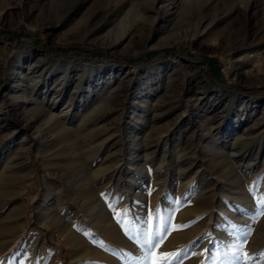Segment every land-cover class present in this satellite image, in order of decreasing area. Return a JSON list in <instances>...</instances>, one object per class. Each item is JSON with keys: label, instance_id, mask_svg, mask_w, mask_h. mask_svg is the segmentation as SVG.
<instances>
[{"label": "rangeland", "instance_id": "obj_1", "mask_svg": "<svg viewBox=\"0 0 264 264\" xmlns=\"http://www.w3.org/2000/svg\"><path fill=\"white\" fill-rule=\"evenodd\" d=\"M261 42L264 0H0V159L22 152L30 163L10 172L0 160V264H143L145 232L161 235L154 249L160 255L197 241L182 264H201L206 248L223 258L227 252L212 243L215 221L192 210L197 193L209 208L218 207L227 199L222 193L236 185L241 197L252 189L253 200L264 199V48L255 60L249 53ZM46 56L85 63L56 64ZM165 59L170 61L160 62ZM112 63L126 67L102 65ZM69 66L102 83L94 112L95 103L88 112L73 111L67 101L51 105ZM114 66L129 72L120 85L104 86ZM82 72H70L72 92ZM55 73L59 84L48 80ZM16 77L23 80L22 93L8 90ZM42 108L50 112L45 116ZM96 118L108 131L70 133ZM60 126H68L65 140ZM59 174L123 214V226L114 218L126 246L96 243L94 226L85 236L115 263L82 259L83 249L70 244L64 227L42 219L46 196L63 185ZM26 183L31 185L17 198L15 191ZM227 200L232 209L234 200ZM66 202L69 212L74 205L69 196ZM244 209L242 220L250 222L253 214ZM183 224L190 226L177 228ZM251 227L242 251L253 258L247 264H264L263 215Z\"/></svg>", "mask_w": 264, "mask_h": 264}, {"label": "bare ground", "instance_id": "obj_2", "mask_svg": "<svg viewBox=\"0 0 264 264\" xmlns=\"http://www.w3.org/2000/svg\"><path fill=\"white\" fill-rule=\"evenodd\" d=\"M245 39L246 38H244V40ZM262 48H264V42H261L260 44H258V45H256L255 47L252 48V50L249 52L250 55H251V59L252 60H255L260 55V52H261ZM57 63L58 64H62V65H68L67 64L68 62L66 63V62H63V61H56V64ZM152 64H154V63H152ZM149 65H151V64H149ZM149 65H147V66H149ZM84 67L88 68V67H86V65H84ZM146 67H144V68H146ZM128 72L129 71H127V70L125 71L123 69H118L115 66L112 67L109 70V73H110L109 79L107 81H103L104 82L103 83L104 86L105 85H107V86L111 85V87H113L114 84L120 85V83L122 82V79L128 74ZM87 73L88 72L85 71V72H82L81 75H87ZM69 74H70V72H66L64 74V77H69L70 76ZM79 78H80V75H78V78H76V79H78L77 80L78 81L77 84L79 83ZM12 82H13V86H11L8 90L13 92V93H16V94L18 93L17 91H21L20 93H22L23 92V89H22L23 88V80L21 79V77H18V78L16 77ZM44 83H46V82H44ZM57 84H59V83H57ZM77 84H75V88H77ZM92 84H93L92 87H91V84L88 86L89 87L88 88L89 91L94 89V88H97L96 86H100V84H102V83L99 82V84H97L95 82H92ZM27 86L35 87V84H29L28 83ZM207 86L209 87L208 84H207ZM117 87L118 86H116V88ZM116 88L114 90H117ZM19 96H21V95H19ZM58 96H59V98H57L56 100H55V98L52 99L53 101L51 100L52 101L51 105L55 106L61 101V98L63 96V92L60 91ZM67 102H71V99L69 98L67 100ZM62 104H63V102H62ZM98 105H99L98 103L97 104L95 103L94 107H92L91 110H90L91 107H89L90 112H94L97 109ZM2 110H4V107L2 106V104H0V112ZM89 110H86V111L88 112ZM34 111H36V110L34 109ZM42 112H43V115L46 116L47 113L50 112V111L47 110V109L45 110V108H42ZM52 114L53 113H51L49 115L50 119L53 116ZM54 116H56V115H54ZM54 116H53V118H54ZM86 117H87V115H86ZM87 119H88V117H87ZM55 122L57 124L61 125V123H59L60 122V118H57V116H56ZM99 122H100V120L96 118L94 122L86 123V124H84V126L79 127V129L77 128V130H70V133H71V131H72V133L74 132V134L79 133V132H82V133L84 132L83 134H85V136H87V137L88 136L91 137V136L96 135V134L98 135V133L100 132L98 130H100L102 128V127H98ZM30 126H32V125H30ZM92 126H96V128L95 127L93 128ZM67 127L62 126L58 130L59 137H61L64 140H65V138L67 136V132H69ZM102 130L103 131H108L105 128H102ZM102 134H103V132H102ZM110 134H112V133H110ZM259 134H262V133H259ZM235 140L238 141L236 138H235ZM236 141H235V144H236ZM41 144H43V143H41ZM87 144H88V142H87ZM6 156H7V154H6ZM6 156L2 157V158H5V161L3 162V168L5 170L10 171V172L13 171V170L20 171L21 168L19 166H23V165L29 166L30 165L28 159L26 157H24L22 152L18 153V154L15 153V155H12V156L11 155L8 156V157H6ZM2 158L0 160H2ZM20 160H21V162H20ZM0 162L2 163V161H0ZM0 167H1V165H0ZM210 174H212V172ZM220 177H221V175H220ZM240 177H241V175H240ZM58 178H59V180L63 181V185L61 184L59 187L54 189L53 193H50V194H48L46 196L47 200H48V204H47L46 207L40 209V211L42 212V215H43L42 219L43 220L47 219L46 222H48L54 228H59V227L63 226L64 227V231L67 233V237L69 239L70 244H72L75 248H82L83 249L85 255L83 257H81L82 259L97 257V258H101V259H103L105 261L114 262L115 263L116 261L112 258L113 256L111 257V256H109L108 254H106L104 252H102L103 253V255H102L101 254V250H99L96 247L92 248V246H95V242L94 241L93 242H86L85 241V236L90 234L91 229H93L92 227L94 226V228L98 229L97 230L98 234H95L96 232L94 233L95 234L94 235L95 236L94 237L95 241L96 240H107V242L109 241L110 244L119 242V244H122L123 246L127 245L126 243H124V241H121L123 239V235L121 234L122 232H120L119 226L117 225V223L115 221L116 217L114 216V211H109L108 210V208L105 206V203L102 200V198H95V201L93 199H90L88 197V195H87V191H85V189H86L85 187L86 186H84L83 183H79V184L74 185L69 180H65L61 174L58 175ZM216 178H217V176H216ZM111 179H112V176H111ZM114 179H115V177H114ZM222 180H223V178H222ZM186 184H187V182L181 183L180 189L184 190L186 188ZM30 185H31V183H29V184L26 183L23 187L17 189L15 191L14 195L17 198L20 199L21 196H22V193ZM236 186H235V188H236ZM244 187H243V191H245ZM230 188H228L222 194H223V196L225 198H227L229 200L232 199V201L234 200L232 202V204H233V206H232L233 208L232 209H229L227 207V204H226V202L228 201L227 199L222 200V202L220 203V205L218 207L213 205L211 208H209V206L205 205L206 202L203 203V199L204 198H201L202 197V193L199 192L195 196V199H199V203H197L194 206L193 210H192L193 214L195 212H198V211H205L206 216H208L207 218H209L210 220H214L215 221V223L217 225V228L215 229L216 230L217 240H216L214 246H215V248H220V249L225 250L228 254H231V247L230 246L232 244L236 243L237 240H238V236L230 229L229 221H233L235 228L240 231V229H244L249 224H252L251 221L250 222H245V221L243 222V220H242L243 217H241V212H240L241 210L240 209H244V208L248 209L249 208L248 211H250V213L254 215V213H256V211H258L261 208L260 205L258 204V202L256 200H253L254 198H252V196L250 195V192H249L250 190L249 189H248L249 191L247 190L248 192L247 191L245 192V196L243 198V197L240 196V195H243V194H240V192H238V191L237 192L234 191L235 188H233L232 190H229ZM236 189H238V188H236ZM63 190L66 191L67 196L70 197V200L73 202V205H74L72 210L69 211V212H65V209L67 208V202H66V197L67 196L64 195ZM260 190L264 191V183L260 186ZM57 191H59V192H57ZM113 191L114 190H112L110 188L109 200L114 202V200H115L114 192L115 191L114 192ZM243 191H241V192H243ZM223 196H221V197L223 198ZM255 197H256V195H255ZM177 198H179V197H177ZM256 199H257V197H256ZM219 200H221V199H219ZM261 200H262V198H261ZM262 201H264V199ZM20 204H22V203H20ZM113 205H114V203H113ZM114 210H116V209H114ZM222 214H225V217H223ZM246 214H248V213H246ZM263 217H264V215H263ZM66 221H69V223H66ZM75 226H78L82 230V232H84L83 235L78 234V231L76 230ZM96 243H97V241H96ZM257 250H258L257 248H254L253 253L256 252ZM216 251H212L211 252V254L213 256V260L211 261V264H221V260L223 259V258L219 257V255H218V253ZM159 255H160V253L156 254L155 258H158ZM205 259L206 258H204V260Z\"/></svg>", "mask_w": 264, "mask_h": 264}, {"label": "snow or ice", "instance_id": "obj_3", "mask_svg": "<svg viewBox=\"0 0 264 264\" xmlns=\"http://www.w3.org/2000/svg\"><path fill=\"white\" fill-rule=\"evenodd\" d=\"M252 191V189H249ZM170 194L166 193L165 198H167ZM102 197L105 196L104 193H101ZM179 202V201H177ZM259 205H261V210L251 217L252 223H255L260 215H264V201H259ZM108 207L110 209H115V206L113 204H108ZM125 213L127 210H124ZM114 214L117 216V223L121 224L123 226V214L120 212H115ZM202 219V217L197 218ZM196 221H192L191 223H195ZM189 224H183V225H177V228H186L189 227ZM230 229L232 231L235 230V226H230ZM164 232H167L168 229L165 227L163 229ZM240 236L238 237V240L236 243L232 244L231 247V254L225 253L223 256V259L221 260V264H224L225 261H231L232 264H247L248 260L253 259L252 257H249L247 252H243V246L246 244L248 237L252 233V227L251 224H249L246 228L240 229ZM145 239L143 240V245L145 247V255L142 257L143 264H182V260L185 258H188L190 255L189 249H193L197 245V241H193L192 244H190L187 248L181 249L175 253H163L158 258L156 257V252L154 249H157L162 243V237L158 232H154L153 234L149 235L147 232L144 233ZM207 235V234H205ZM204 237H201L199 239H203ZM213 244L215 241L212 242ZM195 254V253H191ZM204 254H206V259L202 262V264H211V261L213 260V256L211 254V248H206L204 250ZM259 255L264 256V252H261Z\"/></svg>", "mask_w": 264, "mask_h": 264}, {"label": "water", "instance_id": "obj_4", "mask_svg": "<svg viewBox=\"0 0 264 264\" xmlns=\"http://www.w3.org/2000/svg\"><path fill=\"white\" fill-rule=\"evenodd\" d=\"M46 58L50 59V60H57V61L58 60L72 61L75 64L85 63V62L73 61V60H70V59H57V58H52V57H48V56H46ZM166 61H170V60L169 59H165V60H162L160 62H166ZM157 62H159V61H157ZM149 64H151V63H149ZM149 64H146L145 66H147ZM102 65L104 67H109L110 65H115V66L121 65V66L126 67V65H124V64H117V63L106 64V65L102 64ZM143 67H141L138 70H141ZM69 69H71V71H67L66 70V72H82L80 70V68L77 67V66H75V67L71 66ZM54 76H56V73L55 74H50V79H48V80L51 83L54 82L56 84V83H58V80L55 79ZM46 79L42 77L43 82H46V84H48V81ZM92 81H93V77H91L89 75L85 76V75H81L80 74L79 83L77 84V88H75V90L72 92L71 91V87H72V85L74 83V78L71 77V76L64 77L63 81H62V87H61L62 92H63V96L61 98V101L58 104H60L62 102H65V101H67L70 98L71 99V104H72V107H73V111H77L79 108H82L85 111L89 107L93 106V104L96 101L97 95L99 94V91H100V89L102 87L96 86L97 88H94V89L89 91L88 90V86L90 84H91V87L93 86Z\"/></svg>", "mask_w": 264, "mask_h": 264}, {"label": "trees", "instance_id": "obj_5", "mask_svg": "<svg viewBox=\"0 0 264 264\" xmlns=\"http://www.w3.org/2000/svg\"><path fill=\"white\" fill-rule=\"evenodd\" d=\"M84 47H87V48H89L90 50H95V51H99V49H97V48H95V47H92V46H87V45H84ZM70 49H72V48H70ZM159 56V54L157 53L156 55H155V57H158ZM154 57V58H155ZM115 60H118L117 58H115ZM243 90H245V91H249V92H252V91H257V90H259V89H248V88H243Z\"/></svg>", "mask_w": 264, "mask_h": 264}]
</instances>
